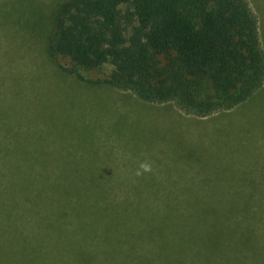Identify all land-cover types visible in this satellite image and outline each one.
I'll use <instances>...</instances> for the list:
<instances>
[{
    "label": "trees",
    "instance_id": "1",
    "mask_svg": "<svg viewBox=\"0 0 264 264\" xmlns=\"http://www.w3.org/2000/svg\"><path fill=\"white\" fill-rule=\"evenodd\" d=\"M55 6L48 54L85 70L109 65L99 82L146 103L204 118L264 84L260 25L248 0ZM16 144L14 151L0 143V240L12 264H264L263 189L241 202L205 194L212 202L140 203L128 195L142 193L131 190L70 186L69 175Z\"/></svg>",
    "mask_w": 264,
    "mask_h": 264
},
{
    "label": "rangeland",
    "instance_id": "2",
    "mask_svg": "<svg viewBox=\"0 0 264 264\" xmlns=\"http://www.w3.org/2000/svg\"><path fill=\"white\" fill-rule=\"evenodd\" d=\"M59 1L0 0V143L17 151L20 142L70 186L131 190L140 203L241 202L264 190V84L204 118L146 103L99 82L109 65L85 70L48 54ZM248 1L264 47V0ZM142 162L152 171L137 176ZM6 246L0 240V264H12Z\"/></svg>",
    "mask_w": 264,
    "mask_h": 264
},
{
    "label": "clouds",
    "instance_id": "3",
    "mask_svg": "<svg viewBox=\"0 0 264 264\" xmlns=\"http://www.w3.org/2000/svg\"><path fill=\"white\" fill-rule=\"evenodd\" d=\"M152 171V166L149 163L146 162H142L139 165L138 170L136 171V175L137 176H141L145 173H150Z\"/></svg>",
    "mask_w": 264,
    "mask_h": 264
}]
</instances>
